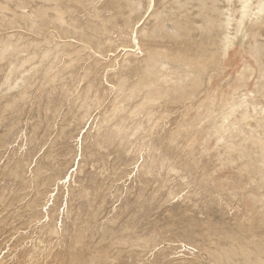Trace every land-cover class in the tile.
Listing matches in <instances>:
<instances>
[{"label":"rangeland","instance_id":"1","mask_svg":"<svg viewBox=\"0 0 264 264\" xmlns=\"http://www.w3.org/2000/svg\"><path fill=\"white\" fill-rule=\"evenodd\" d=\"M0 264H264V0H0Z\"/></svg>","mask_w":264,"mask_h":264}]
</instances>
